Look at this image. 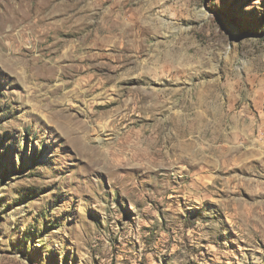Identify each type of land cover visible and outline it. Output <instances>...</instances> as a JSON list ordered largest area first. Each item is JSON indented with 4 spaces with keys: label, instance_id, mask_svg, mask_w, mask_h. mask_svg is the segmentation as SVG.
Wrapping results in <instances>:
<instances>
[{
    "label": "rangeland",
    "instance_id": "1",
    "mask_svg": "<svg viewBox=\"0 0 264 264\" xmlns=\"http://www.w3.org/2000/svg\"><path fill=\"white\" fill-rule=\"evenodd\" d=\"M1 28L0 264H264V0H0Z\"/></svg>",
    "mask_w": 264,
    "mask_h": 264
},
{
    "label": "bare ground",
    "instance_id": "2",
    "mask_svg": "<svg viewBox=\"0 0 264 264\" xmlns=\"http://www.w3.org/2000/svg\"><path fill=\"white\" fill-rule=\"evenodd\" d=\"M0 30H3L2 28L0 29ZM126 36V34H124L123 35V37H125ZM5 37V35L3 36H1L0 37V40H3V38ZM2 42L0 41V46L2 45L1 44ZM100 69V68H99ZM90 82V81H89ZM99 82V81H98ZM99 84V83H98ZM100 84H102V83H100ZM88 85V84H87ZM96 89V87H94V86H92L91 85V91L92 90H95ZM98 98V97H97ZM118 101H119V103H118ZM118 103L117 105H118V107H120L122 104L125 106V107H128V106H130V104H135V101L133 100V99H130V100H125V102L124 103H122L120 100H117V99H110L109 101H107V102H105V103H103V104H101V106L102 107H108V106H110V105H112V104H114V103ZM120 102L122 103L121 105H120ZM65 106V105H64ZM97 106V105H96ZM89 107V106H88ZM122 107V106H121ZM111 108V107H110ZM116 111H118L117 109H116ZM129 111H130V109H129ZM128 111V112H129ZM145 112H147V111H145ZM117 114V113H116ZM54 115H56V114H54ZM129 115V114H128ZM60 117H62L63 119H65V122L67 123V125H68V127H69V129H70V131H69V133H71V134H73V139H75V140H78V141H80L81 142V144H82V146L85 148V150L87 151L89 148H90V146L84 141V138H87V133H88V129L89 128H91V126H89V119L87 120H84V125H82L81 123H76V122H74L73 121V117L72 116H70V115H59ZM84 116L86 117V118H90V115H89V113H84ZM127 116V115H126ZM76 119V118H75ZM122 120V119H121ZM116 123V122H115ZM118 126V125H117ZM181 138V137H180ZM122 144H124L123 142H122ZM128 145V144H127ZM124 146H126V145H124ZM188 146V145H187ZM187 146L186 147H184V148H187ZM149 148V147H148ZM155 149V148H154ZM156 150V149H155ZM155 150H149V151H143L142 153H136V154H132V156H135L136 157V159L135 160H137V159H140V158H143V157H145V155H151V154H153L154 153V151ZM175 153V152H174ZM180 153H181V151H180ZM180 153L179 154H177L178 156H177V159H179V158H182L181 157V155H180ZM155 155V154H154ZM170 158H172V157H170ZM168 159V158H167ZM169 161V160H168Z\"/></svg>",
    "mask_w": 264,
    "mask_h": 264
}]
</instances>
